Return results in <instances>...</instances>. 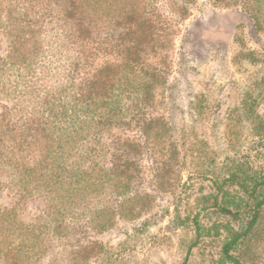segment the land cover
Instances as JSON below:
<instances>
[{
	"label": "trees",
	"instance_id": "16d2710c",
	"mask_svg": "<svg viewBox=\"0 0 264 264\" xmlns=\"http://www.w3.org/2000/svg\"><path fill=\"white\" fill-rule=\"evenodd\" d=\"M29 1L0 0V31L9 40L0 54V94L8 101L0 107V190L7 186L20 200L39 196L45 208L28 221L14 207L0 208V264H85L93 247L95 254L108 253L83 241L91 233L142 217L124 243L157 220V213L147 214L154 197L141 158L155 144L164 151L154 155L171 149H165L166 122L147 109L164 69L144 56L155 54L172 31L156 0L142 8L134 0L118 8V0H47L42 9ZM165 1L179 17L188 12L190 0ZM252 1L242 0L243 10L258 22ZM47 7L56 10L54 21ZM112 50L120 69L115 77L101 75L113 63L96 66V58ZM115 128L137 130L143 141ZM262 161L231 168L201 196L224 220L205 234L223 235L218 253L228 264H248L244 248L264 230V151ZM160 163L156 188L168 182V165ZM193 224L200 234L201 224Z\"/></svg>",
	"mask_w": 264,
	"mask_h": 264
},
{
	"label": "rangeland",
	"instance_id": "374dc122",
	"mask_svg": "<svg viewBox=\"0 0 264 264\" xmlns=\"http://www.w3.org/2000/svg\"><path fill=\"white\" fill-rule=\"evenodd\" d=\"M134 1L142 8L151 0ZM156 1L172 31L167 40L163 39L164 44L155 43L160 45L155 54L144 56L146 63L164 69L163 83L156 88L154 103L147 109L166 122L164 136L169 142L165 149H171L162 156L153 154L162 151L158 144L145 146L148 153L143 152L141 158L146 190L154 197L153 208L147 214L157 213V220L124 243L127 233L135 232L142 217L119 221L102 233H91L83 241H96L108 253L95 254L93 247L86 252L84 263L228 264L220 260L218 253L223 235L205 234L208 229L212 232L211 223L224 220L217 217L209 202H202L201 196L210 192L213 179L225 176L231 168L244 163L259 167L263 162L264 0L249 3L256 9L258 22L252 12L243 10L242 0H190L188 12L181 17L176 9H170L169 2ZM29 2L36 9L48 4L47 0ZM124 2L128 6L132 0H118L115 7ZM44 12L53 15L54 21L56 10L47 7ZM8 46L9 40L0 31V54L6 53ZM108 54L97 56L95 64L111 61L112 69L105 67L101 75L115 77V69H120L114 67L119 57L114 50ZM126 77L133 76L127 73ZM7 103L0 94V107ZM114 131L143 141L137 130ZM155 161L160 168V162L168 165V182L161 188L152 182ZM150 201L145 203L147 208ZM10 207L28 221L45 208V203L39 196L15 199L14 193L2 186L0 208ZM195 219L202 228L198 235ZM241 257L248 264H264V230L258 231Z\"/></svg>",
	"mask_w": 264,
	"mask_h": 264
}]
</instances>
